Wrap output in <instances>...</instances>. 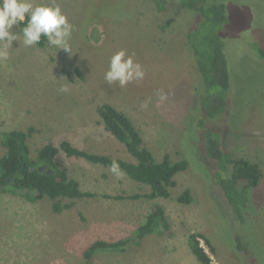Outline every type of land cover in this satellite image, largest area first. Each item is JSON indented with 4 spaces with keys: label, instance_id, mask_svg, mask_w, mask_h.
<instances>
[{
    "label": "rangeland",
    "instance_id": "374dc122",
    "mask_svg": "<svg viewBox=\"0 0 264 264\" xmlns=\"http://www.w3.org/2000/svg\"><path fill=\"white\" fill-rule=\"evenodd\" d=\"M179 1V0H176ZM50 3L51 0H38ZM73 25L72 54L46 44L25 47L13 41L10 59L0 62V158L2 137L28 133L34 157L46 144L68 141L89 153L132 162L97 115L108 104L124 113L140 132L155 160H186L167 199L148 200L146 186L118 178L108 167L57 157L58 166L92 198L63 200L53 213L49 200L28 202L24 195L0 194V264H84L93 242H115L145 223L154 205L166 227L123 253H100L90 264H200L188 237L198 239L212 264H264V0H230L222 36L230 77L224 115L202 119L203 85L186 35L197 14L160 12L152 0H56ZM14 32L19 27L14 26ZM134 53L143 80L121 88L105 80L111 57ZM66 88L67 91L61 89ZM163 92L167 98L159 99ZM147 103V107L143 105ZM219 129L222 145L234 158L257 164L262 177L248 193L244 221L232 213L216 183V164L207 158L197 123ZM189 192L191 202L177 198ZM139 196L137 200L129 199ZM237 241L244 251H236Z\"/></svg>",
    "mask_w": 264,
    "mask_h": 264
},
{
    "label": "trees",
    "instance_id": "16d2710c",
    "mask_svg": "<svg viewBox=\"0 0 264 264\" xmlns=\"http://www.w3.org/2000/svg\"><path fill=\"white\" fill-rule=\"evenodd\" d=\"M160 12L183 10L194 11L198 16L196 23L186 35V46L193 57L203 89L200 99L202 119L216 121L224 115L230 90V77L222 32L228 23V3L230 0H152ZM229 9V7H228ZM230 13L232 7L229 9ZM26 23V21L24 22ZM24 23L19 27L22 29ZM45 37L35 45L44 48ZM104 130L118 141L130 156L132 162L121 158L89 153L62 141L57 146L43 145L33 157L28 146V133L10 131L3 135L1 145L5 152L0 158V194L17 195L25 193L28 202L42 200L52 202L53 213L60 214L70 205L63 200L92 198L93 194L82 192L79 183L70 178L57 164V157L63 154L67 159L83 160L93 165L108 167L113 160L119 163L122 172L134 183L146 186L149 192L143 197L148 200L167 199L171 189L176 187L175 176L185 172L186 160L171 162L167 156L157 162L143 143L140 132L132 121L122 112L108 104L97 108ZM200 129V142L208 159L216 164V183L221 189L233 214L244 221L243 210L248 205V193L258 186L262 171L257 164L244 158H234L233 153L224 148L220 131L215 127H205L203 121L197 123ZM139 196L129 199L137 200ZM177 201L189 204L191 197L185 191ZM164 211L154 205L144 224L131 235L115 242L96 241L83 252L84 264H90L100 253H123L131 247H138L143 240L161 228H165ZM198 239L213 253V247L204 237L192 234L188 237V247L200 264H212L211 259L200 247ZM236 251L245 248L237 241Z\"/></svg>",
    "mask_w": 264,
    "mask_h": 264
},
{
    "label": "clouds",
    "instance_id": "9594fccd",
    "mask_svg": "<svg viewBox=\"0 0 264 264\" xmlns=\"http://www.w3.org/2000/svg\"><path fill=\"white\" fill-rule=\"evenodd\" d=\"M26 21V23H24ZM24 27L14 32V26ZM73 25L56 0L50 3L38 0H0V62L10 59L9 49L13 48V41L19 42L22 36L23 45L31 47L41 42L45 37L48 45L72 54L69 43ZM145 71L140 63L135 62L134 53L129 55L127 50L121 49L110 59L109 69L105 73V80L111 85L118 82L121 88L127 84L143 80ZM67 91L66 88L61 89ZM167 98L163 92L159 93L161 101ZM147 103L143 107H147ZM110 171L118 178L124 173L115 160L109 166Z\"/></svg>",
    "mask_w": 264,
    "mask_h": 264
}]
</instances>
